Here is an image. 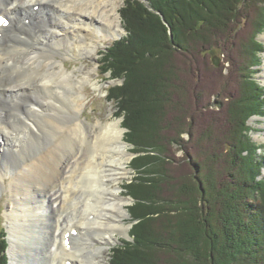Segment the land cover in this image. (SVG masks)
I'll return each mask as SVG.
<instances>
[{"label":"trees","instance_id":"obj_1","mask_svg":"<svg viewBox=\"0 0 264 264\" xmlns=\"http://www.w3.org/2000/svg\"><path fill=\"white\" fill-rule=\"evenodd\" d=\"M120 16L126 34L106 48L101 70L123 78L106 96L122 117L125 138L136 153L131 167L137 175L127 190L137 222L131 240L114 247L110 264H264V147L252 139L248 124L251 116H264V85L254 76L264 51L256 39L264 31V0H124ZM230 37L241 43V54L235 56L225 101L217 103L216 117L221 113V119L209 126L225 135L219 142L225 174L173 184L166 145L180 139L168 137L166 118L176 97L185 103L188 84L202 81L200 67L192 69L185 58L208 55L217 63L228 56L233 65L234 54L222 46ZM235 42L233 50L239 48ZM189 73L195 75L187 79ZM183 74L187 78L181 79ZM183 117L178 123L184 127ZM185 131L181 127L176 132ZM6 247L5 232L0 231V264H7Z\"/></svg>","mask_w":264,"mask_h":264},{"label":"bare ground","instance_id":"obj_2","mask_svg":"<svg viewBox=\"0 0 264 264\" xmlns=\"http://www.w3.org/2000/svg\"><path fill=\"white\" fill-rule=\"evenodd\" d=\"M111 2L0 0V17L10 20L0 26V187L15 208L9 216V255L22 251L24 257H39L40 264H102L113 232L128 229L109 216L126 215V199L118 193L130 160L123 130L118 121L83 122V85L102 86L89 70L75 73L65 63L69 50L91 55L96 45L89 38L120 35ZM76 153L86 155L79 162ZM106 159L114 165L113 187L104 183L110 170ZM86 169L100 184L87 186L94 190L85 192V213L75 218L74 189L84 187L77 179Z\"/></svg>","mask_w":264,"mask_h":264},{"label":"rangeland","instance_id":"obj_3","mask_svg":"<svg viewBox=\"0 0 264 264\" xmlns=\"http://www.w3.org/2000/svg\"><path fill=\"white\" fill-rule=\"evenodd\" d=\"M115 2V11L116 16L119 19V23L122 27L120 31V35L118 37L112 36H105L102 38H89L88 41H92L95 43L96 47L95 50L91 53L90 56H85L83 54L73 53L69 50V57H67L65 63L68 64V69L78 73L80 68L89 70V74L92 77V81L96 82V85H101L102 88H95L94 85L91 83H85L82 88V93L85 95L84 105H83V112L80 115L83 122L88 125H96L97 121H118L119 126L123 130V137L122 140L125 142V147L130 153V160L127 163L128 173L124 177L121 178L119 181L120 190L118 193L120 196L126 199V203L124 204V208L126 210V215L121 216V220L118 219V216H114L112 213H109V216L112 218H116V223L123 222L124 226L127 227V231H115L111 235V242L109 243V247L103 253V260L102 264H110L111 255L113 253V249L117 245L125 244L126 240H131L130 230L132 229L133 225L137 222V220L133 219L130 213V207L134 203V199L129 194L127 190V185L131 182L134 177L137 175L134 168L131 167V160L136 155L134 152L133 146L127 141L125 138L126 128L122 124V117L116 116V108L112 101L108 100L107 90L110 89L112 86L120 84L123 78H114L110 77L109 72L102 73V57L103 53L106 51V48L112 43V41L119 39L120 37L126 34L123 28V22L120 16V9L123 5L124 0H111ZM147 3V0H141ZM111 2V3H112ZM111 7V5H109ZM246 8V7H245ZM242 10V9H241ZM246 9L243 10L245 13ZM119 15H118V14ZM162 22L165 24L164 20ZM117 23V21H116ZM236 23V22H235ZM166 25V24H165ZM166 31L168 35H171L170 28L166 25ZM241 27V26H240ZM239 27V28H240ZM238 28V29H239ZM250 30L243 33L242 36L245 37V34L248 33ZM225 32V30H224ZM264 31L257 35L256 39L261 41L264 46ZM231 40L225 39V43H222V46L225 47V50L229 52V55L234 54V61L233 65L227 60L228 56L225 58H221L217 63H214L213 57L205 55H199V60H193L191 57L185 58V62L189 64V66L193 69L195 66L200 67L199 76L202 80L199 85H190L188 84L187 89L185 88L184 96H185V103L181 100L183 98L176 97L175 101H173V108L169 115L168 125L170 126L171 132L168 133V137L170 139L178 138L180 139V143H173L168 142L166 145L167 147V160L168 163L166 164L167 167V174L169 175L168 179L173 182V184L177 182H186L189 179H192L193 176H196L197 179H202L204 181V177L208 174H211L212 177L216 180L219 178V175L225 174V156L220 155L219 147L220 140L225 137L223 130H219L218 128L209 129L210 121H214L219 119L221 116L219 113L218 115V102L221 99L225 101V90L228 88V84L231 82L233 83V74L232 71L235 70L236 65V58L235 56L240 53V44L239 41L230 37ZM260 38V39H258ZM233 39V40H232ZM238 39V38H237ZM233 41H236L238 47L237 49H231V45ZM228 54V53H227ZM59 57V56H57ZM181 62V71L184 70V64L182 62L181 56L179 57ZM255 69H260L258 72L255 73V77L261 84L264 85V51L261 53V64L257 66ZM195 71V70H194ZM184 75V74H183ZM195 73H189L188 78L186 75H180L181 79H190L191 76L193 77ZM190 81V80H189ZM183 82V81H182ZM182 84V83H181ZM183 85V84H182ZM181 87L176 88L180 90ZM183 93V92H182ZM177 100H180L179 102ZM227 102V101H226ZM183 103V105H182ZM189 106V109H185L186 106ZM185 106V107H184ZM182 107L179 111L178 109ZM227 104L225 103V116H227ZM72 111L69 110V131L72 130V126L70 123L72 122ZM172 114V115H171ZM171 116V117H170ZM173 116V117H172ZM185 116V117H183ZM187 116V117H186ZM179 117L185 118L187 121L186 124H179ZM223 118V117H222ZM221 119V117H220ZM228 119V117H227ZM185 121V122H186ZM251 125L250 135L253 140L257 141L258 143L263 144L264 147V116H251V119L248 123ZM228 128V121L225 124ZM231 126V125H230ZM184 128L189 130V132H181L179 135L177 134V130L180 128ZM209 129V130H208ZM87 151L88 149L84 147ZM90 149H96L98 151H102L101 147H96L94 145H90ZM90 149L88 154L76 153V157L80 162L83 157L90 155ZM264 150V148H263ZM260 151V150H259ZM75 156H73L74 159ZM104 164L110 166V170L106 172L107 176L104 177L105 185L113 187L115 186L113 182H111V178L113 177V169L114 165L110 164L109 161L106 159ZM224 172H223V171ZM199 171V172H198ZM219 171V172H218ZM220 171L222 174H220ZM92 172L89 169L83 171V174L77 179L79 184L84 185V187H75L74 193L78 199H75L74 202L78 203V207L70 211V214L77 218L79 213L81 212L82 215L85 213V209L83 208L84 203L86 202V193L94 190L98 187L100 182L97 180H90V175ZM225 176V175H224ZM263 176H264V169H263ZM222 178V177H221ZM187 179V180H186ZM167 183V182H166ZM165 183V184H166ZM204 183V182H203ZM206 184V183H205ZM88 185H93L94 189L88 188ZM216 187V186H215ZM164 193L168 192L167 186L162 188ZM210 189L213 190V187ZM167 192H166V191ZM170 195L173 193L170 192ZM79 201V202H78ZM71 203V202H69ZM200 202L198 203V206ZM54 207V205H52ZM15 211L14 204L11 202L9 192L6 190L5 186L0 187V231H4L6 235V231L8 232L9 236V216L11 213ZM115 211V210H114ZM113 212V211H112ZM116 212V211H115ZM117 213V212H116ZM216 214V210L214 211V215ZM69 215V212L65 214V217ZM64 217V216H63ZM200 223V220H197ZM202 221V220H201ZM51 224V223H50ZM9 238V237H8ZM96 245V244H95ZM23 241H19V250H22ZM10 248V247H9ZM43 248L45 249L44 245ZM6 250V249H5ZM22 251H18L15 256L9 253L7 256V262L9 260L10 264H40L39 257H32L27 258L24 257L21 253ZM74 253V250H73ZM98 259V258H97ZM13 260H15L13 262ZM8 264V263H7Z\"/></svg>","mask_w":264,"mask_h":264},{"label":"water","instance_id":"obj_4","mask_svg":"<svg viewBox=\"0 0 264 264\" xmlns=\"http://www.w3.org/2000/svg\"><path fill=\"white\" fill-rule=\"evenodd\" d=\"M258 39H260V38H258ZM250 119H251V117L249 118L248 123H249ZM263 169H264V168H263ZM263 169L261 170V175H260V177L263 176ZM5 239H6V242H7V247H6L5 253H6V255L8 256L9 238H8V232H7V231H6ZM7 263L10 264V263H9V260H8Z\"/></svg>","mask_w":264,"mask_h":264},{"label":"snow or ice","instance_id":"obj_5","mask_svg":"<svg viewBox=\"0 0 264 264\" xmlns=\"http://www.w3.org/2000/svg\"><path fill=\"white\" fill-rule=\"evenodd\" d=\"M0 23H6L5 21H3L2 19H0Z\"/></svg>","mask_w":264,"mask_h":264}]
</instances>
